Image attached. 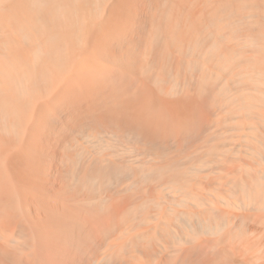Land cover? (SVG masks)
Here are the masks:
<instances>
[{
  "label": "bare ground",
  "instance_id": "bare-ground-1",
  "mask_svg": "<svg viewBox=\"0 0 264 264\" xmlns=\"http://www.w3.org/2000/svg\"><path fill=\"white\" fill-rule=\"evenodd\" d=\"M0 264H264V0H0Z\"/></svg>",
  "mask_w": 264,
  "mask_h": 264
}]
</instances>
